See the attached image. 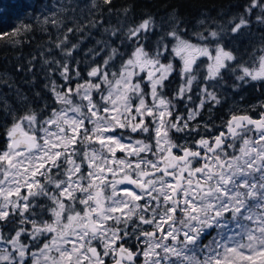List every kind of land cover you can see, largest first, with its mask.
Returning <instances> with one entry per match:
<instances>
[{
  "label": "snow or ice",
  "instance_id": "snow-or-ice-1",
  "mask_svg": "<svg viewBox=\"0 0 264 264\" xmlns=\"http://www.w3.org/2000/svg\"><path fill=\"white\" fill-rule=\"evenodd\" d=\"M112 4H53L42 23L63 29L55 41L62 59L40 56L44 89L57 107L34 109L19 90L27 105L23 114L5 102L12 123L0 149V264H264V101L247 109L235 105L215 135L207 133L216 125L193 126L206 104H221L216 89L223 71H240L234 90L264 81V32L238 64V44L225 43L254 35L253 24L264 28V0H248L225 22L203 12L191 32L177 9L166 20L145 15L132 24V6ZM105 7L118 25L104 24ZM66 22L71 26L65 29ZM31 29L0 33V40L18 44ZM93 30L104 38L85 50L94 65L85 79L81 61H71ZM73 34L80 35L75 44ZM174 58L180 84L170 99L163 91L177 71ZM194 85L199 103L186 116L176 115L173 100L192 102ZM201 129L205 135L194 143L171 136L173 130L192 136Z\"/></svg>",
  "mask_w": 264,
  "mask_h": 264
},
{
  "label": "trees",
  "instance_id": "trees-1",
  "mask_svg": "<svg viewBox=\"0 0 264 264\" xmlns=\"http://www.w3.org/2000/svg\"><path fill=\"white\" fill-rule=\"evenodd\" d=\"M59 2L60 0H0V33H11L14 29L23 28L24 25L32 26L30 31L21 33L18 37L21 42L18 44H13L8 40H0V149L4 148L7 143L5 136L6 127L12 123L11 116L5 117L3 111L5 102L11 109L16 111L17 115L23 114V112L27 110V105L22 104L18 99L17 90L28 97L34 109L42 108L45 103L50 105L48 111L51 110V107H57L51 93L44 89V84L47 82L45 79L46 69L42 67V57L40 53H44V58L52 56L56 59H62L60 51L55 48V41L58 37L62 36L63 29L58 31L56 28H53L51 24L45 25L42 23L44 16L55 11L53 4L57 5ZM78 2L83 5L88 3V0H78ZM247 2L248 0H113L112 7L113 9H120L124 6L131 5L132 11L129 13L127 23L132 24L138 23L145 15H153L157 22H160L161 18L166 20L168 14L171 13L173 9H177L179 17L183 18L184 24L187 25V28L191 32L198 30L196 20L201 17L203 12H207L210 17L218 21L225 22L229 15L242 11V6ZM103 11L105 13V25L109 22L113 25H118V18L116 15L108 16L107 7H105ZM255 14L256 13H253V18ZM69 15H71V13H69ZM69 26H71V23L66 22L64 28L66 29ZM214 26L216 25H210V27ZM165 29H167V25H165ZM252 31L255 33L252 36L235 38V44H238L239 49L238 54H241V60H238L236 62L237 64L248 59V56L245 54V49L247 48V51L251 52L252 47L259 43V33L264 32V28H259L257 25L253 24ZM158 34L157 32V35ZM101 38H104L101 32L93 30L92 37L81 44L79 50L75 52V59L71 61L72 64H75L76 60L81 61L79 68L85 79H87V71L90 67L94 66L90 57L85 56V50L94 46L96 39ZM155 39L156 36L153 35L148 43L149 50L153 48L152 41ZM191 39L194 38L191 37ZM70 40L71 44H75L80 40V35L73 34L70 36ZM225 42H229L231 47H235L231 39H226ZM71 44H69L68 47H71ZM48 49H51L50 53L47 51ZM97 50H99L98 47ZM106 54L107 53H104L97 57L95 64L102 63ZM33 56L36 57V59L32 61L34 68L32 72H29V61ZM84 61L89 62L85 63ZM163 62H168V56L163 58ZM173 63L177 71L165 82V89L163 91V94L169 98L173 96L180 84V75L178 71L180 62L178 59L174 58ZM118 64L119 62H117V66ZM18 66H21L23 71H17ZM233 67H235V64ZM202 71L203 70L200 71L199 77L204 73H202ZM240 74L239 70L234 74L231 71H223L222 75L224 79L221 82L231 89V94L237 97H261V89L264 85L263 82L251 81L248 84L242 85L238 90L233 89L232 86L238 83L235 76ZM33 77H35L34 82ZM54 78L57 80L58 84L63 83L58 74ZM4 80H7V83H4ZM77 82L78 81H73V87ZM227 90H217L222 100L221 104L211 107L212 113L198 116L197 120L203 121L205 120L204 117L207 115L213 125L215 119L221 116L223 111H225V104L227 105L228 100L226 97L227 94L225 93ZM36 92H40L42 98H36ZM195 94V90H193L192 102H187L183 107L182 104L186 102L185 100H174V104L177 107L176 113L185 115L188 107L193 105L194 100L197 99ZM48 111L44 112L43 115H47ZM42 118L43 116H41V119ZM215 131L216 130H213L207 133V135ZM184 135L185 133H176L173 131L171 133L172 139L176 142H179ZM200 135H205L203 129H201L199 134H193L187 137L188 139H194L198 136L200 137ZM133 245L135 248V244ZM137 262H139V259Z\"/></svg>",
  "mask_w": 264,
  "mask_h": 264
},
{
  "label": "rangeland",
  "instance_id": "rangeland-1",
  "mask_svg": "<svg viewBox=\"0 0 264 264\" xmlns=\"http://www.w3.org/2000/svg\"><path fill=\"white\" fill-rule=\"evenodd\" d=\"M60 4V2L59 3H57V5H59ZM214 27H216V26H214ZM192 38H194V39H192L193 40V42H198L197 40H196V37H192ZM235 38H238V37H232L231 38V42H235L236 43V39ZM226 43V46H228V47H231L230 46V43L229 42H225ZM176 59H178V58H176ZM202 60L204 61V63H206L207 61H206V58H202ZM166 63V62H165ZM201 70H203L202 71V75L199 77V74H198V79H199V81H200V83H203V76L204 75H206V71L202 68ZM261 82H263L264 83V81H261ZM219 84L221 85H225L224 83H222V82H219ZM252 85H254V84H252ZM179 87V86H178ZM221 86H219L218 88H220ZM217 88V89H218ZM262 88H264V85L262 86ZM216 89V90H217ZM194 90H195V95H196V97H197V99L196 100H194V102H193V105H191V106H189L188 107V109L189 108H191L192 106V108H194L195 106H196V104H198L199 103V96H198V92H199V86L198 85H194ZM225 90H227V88L225 89ZM145 91L147 92L148 91V86H145ZM227 91H229V89L227 90ZM164 95V94H163ZM167 97V96H166ZM173 97V96H172ZM171 97V98H172ZM169 98V97H168ZM170 98V99H171ZM233 98H234V96H233ZM239 98L240 97H235V99H234V102L236 103V102H239ZM185 101H186V98H185ZM173 103H175V101L173 100ZM187 103V101L185 102V103H183L182 104V107L183 106H185V104ZM253 103L255 104V100L253 101ZM248 106V104H243V103H239V107L240 108H245V107H247ZM188 109H187V111H188ZM209 109H211L210 107H207V104L205 105V107L202 109V111H201V115H204V114H209V113H212V110L211 111H209ZM233 110V108H230V109H226L225 108V112L227 113V115H229L230 114V112ZM187 111L185 112V116L187 115ZM176 115H180L179 113H175ZM200 115V116H201ZM173 119H174V117H173ZM199 123H206V120H203V121H199V120H197L196 119V121H194L193 122V126L195 125V124H199ZM173 132H175L174 130H173ZM177 133V132H176ZM125 135H127V133H125ZM134 139H138V138H143V137H140V136H134L133 137ZM200 137L198 136V137H196V138H194V139H188V137L187 136H182L181 137V139H180V141L178 142V143H182V142H184L185 140H189V141H192L193 143H194V141L196 140V139H199ZM7 144V143H6ZM6 146V145H5ZM3 149V148H2ZM231 151V150H230ZM122 155V154H121ZM86 170V169H85ZM207 240H208V238L206 237L205 238V243H207ZM137 264H141V261L139 260V262H137Z\"/></svg>",
  "mask_w": 264,
  "mask_h": 264
},
{
  "label": "flooded vegetation",
  "instance_id": "flooded-vegetation-1",
  "mask_svg": "<svg viewBox=\"0 0 264 264\" xmlns=\"http://www.w3.org/2000/svg\"><path fill=\"white\" fill-rule=\"evenodd\" d=\"M221 87L220 88H218L217 90L218 91H220V89L222 90V89H229L227 86H225V85H220ZM225 93L227 94L226 95V97H227V105L225 104V107H226V109H230V108H234V106L235 105H239V103H243V104H248V106L247 107H245V108H241V109H247L250 105H255V104H257V102L258 101H264V88H262L261 89V94H262V96L261 97H253V96H249V97H247V98H243V99H241V98H239V102H234V99H235V97H237V96H235V95H233V94H231V89H229V91H225ZM233 96H234V98H233ZM255 100V104L253 103V101ZM207 107H214L211 103H209V104H207ZM250 115H252V116H257L258 115V113L257 112H250L249 113ZM228 116L229 115H227V113L225 112V111H223V113L221 114V116H219L218 118H216L215 119V123H213V125H216L217 127H215L213 130H216L214 133H212V134H208L209 136H212V135H215V134H217L220 130H221V128L219 127V125L221 124V121L222 120H227V118H228ZM204 119L206 120V123H208V124H210V125H212V122H211V120L207 117V115L204 117ZM132 247L134 248V245H132Z\"/></svg>",
  "mask_w": 264,
  "mask_h": 264
},
{
  "label": "water",
  "instance_id": "water-1",
  "mask_svg": "<svg viewBox=\"0 0 264 264\" xmlns=\"http://www.w3.org/2000/svg\"><path fill=\"white\" fill-rule=\"evenodd\" d=\"M108 264H112L111 260L108 262Z\"/></svg>",
  "mask_w": 264,
  "mask_h": 264
},
{
  "label": "bare ground",
  "instance_id": "bare-ground-1",
  "mask_svg": "<svg viewBox=\"0 0 264 264\" xmlns=\"http://www.w3.org/2000/svg\"><path fill=\"white\" fill-rule=\"evenodd\" d=\"M133 250H135V248Z\"/></svg>",
  "mask_w": 264,
  "mask_h": 264
}]
</instances>
